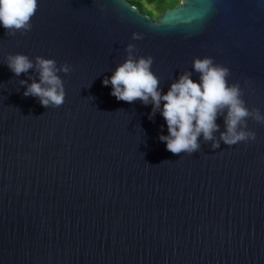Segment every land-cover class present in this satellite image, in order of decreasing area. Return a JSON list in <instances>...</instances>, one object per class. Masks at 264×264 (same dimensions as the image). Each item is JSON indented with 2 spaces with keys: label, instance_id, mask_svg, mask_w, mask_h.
I'll return each mask as SVG.
<instances>
[{
  "label": "water",
  "instance_id": "water-1",
  "mask_svg": "<svg viewBox=\"0 0 264 264\" xmlns=\"http://www.w3.org/2000/svg\"><path fill=\"white\" fill-rule=\"evenodd\" d=\"M31 23L0 26V264H264V124L227 146L220 115L219 148L174 155L159 110L102 84L129 43L162 95L208 57L264 115V0H182L155 21L127 0H38ZM15 54L71 66L60 107L23 96L38 74L15 76Z\"/></svg>",
  "mask_w": 264,
  "mask_h": 264
},
{
  "label": "clouds",
  "instance_id": "clouds-1",
  "mask_svg": "<svg viewBox=\"0 0 264 264\" xmlns=\"http://www.w3.org/2000/svg\"><path fill=\"white\" fill-rule=\"evenodd\" d=\"M38 9V0H0V26L8 36L17 32L24 34L31 30V20ZM143 34L133 32L132 40H142ZM126 57L112 75L102 81L104 86H111V95L118 101L132 103L139 100L143 105H152L151 118L157 110L165 121L168 135L159 136L166 150L174 155L185 153L191 155L199 150L198 139L213 141L212 148H219L213 133L219 131L216 123L218 116L223 115L225 131L220 134V141L227 146L241 142L255 141L256 134L246 130L250 118L264 124V115L259 109L251 110L242 99L243 90L239 84H229V70L215 64L211 58H195L192 70L198 74L195 82L192 72L185 71L171 83L168 91L161 94L160 81L151 71V56H135L134 44L129 43L124 49ZM4 63L17 77L34 70L38 82L25 86L24 97H36L44 108L60 107L65 100L63 81L58 73L67 75L71 66L62 64L57 67L56 61L37 56L33 60L22 54L7 55ZM164 163V162H163Z\"/></svg>",
  "mask_w": 264,
  "mask_h": 264
},
{
  "label": "trees",
  "instance_id": "trees-1",
  "mask_svg": "<svg viewBox=\"0 0 264 264\" xmlns=\"http://www.w3.org/2000/svg\"><path fill=\"white\" fill-rule=\"evenodd\" d=\"M132 6L137 8L140 12H143L142 10H145L144 8V2H147L148 4L155 3L156 8L155 11H148L146 10V15L150 18L153 17L155 20L159 18V16L166 10L174 8L178 5L177 0H127Z\"/></svg>",
  "mask_w": 264,
  "mask_h": 264
},
{
  "label": "rangeland",
  "instance_id": "rangeland-1",
  "mask_svg": "<svg viewBox=\"0 0 264 264\" xmlns=\"http://www.w3.org/2000/svg\"><path fill=\"white\" fill-rule=\"evenodd\" d=\"M177 1H178V5L182 3V0H177ZM144 8H145V10H142L143 11L142 13L146 15V13H145L146 10L155 11L156 4L155 3L148 4L147 2H144ZM151 19L155 21V19L153 17H151Z\"/></svg>",
  "mask_w": 264,
  "mask_h": 264
}]
</instances>
